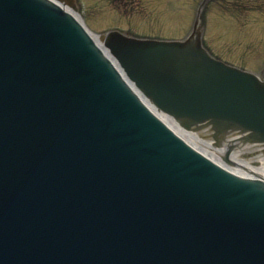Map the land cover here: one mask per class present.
<instances>
[{
	"label": "water",
	"instance_id": "water-1",
	"mask_svg": "<svg viewBox=\"0 0 264 264\" xmlns=\"http://www.w3.org/2000/svg\"><path fill=\"white\" fill-rule=\"evenodd\" d=\"M100 39L182 127L264 141V80L212 58L198 20ZM0 264H264V181L175 135L58 4L0 0Z\"/></svg>",
	"mask_w": 264,
	"mask_h": 264
},
{
	"label": "rangeland",
	"instance_id": "rangeland-1",
	"mask_svg": "<svg viewBox=\"0 0 264 264\" xmlns=\"http://www.w3.org/2000/svg\"><path fill=\"white\" fill-rule=\"evenodd\" d=\"M76 4L78 16L95 33L119 29L159 39L186 36L199 8L207 50L226 63L264 75V0H76ZM259 157H264V147L240 153L249 161Z\"/></svg>",
	"mask_w": 264,
	"mask_h": 264
},
{
	"label": "bare ground",
	"instance_id": "bare-ground-1",
	"mask_svg": "<svg viewBox=\"0 0 264 264\" xmlns=\"http://www.w3.org/2000/svg\"><path fill=\"white\" fill-rule=\"evenodd\" d=\"M62 5L63 6L65 5L66 10L74 9V7L70 6L69 3L68 4L62 3ZM153 111L176 134H178L181 138H183L185 141H187L196 149L200 150L206 156L210 157L215 162L223 166L225 165V167H227L229 170L240 175L264 178V157L261 158L259 157V159L255 158V160H251V161L240 158V153H243L244 150L246 149H250V145L249 143L242 142V140H240L238 136L226 135L224 137L223 142L226 143L225 144L226 146H232V148L236 146L242 147L230 155L229 157L230 162L229 165H227L228 163H225L221 157L223 151L222 147L216 148L213 145L212 141L204 138L203 135L197 132L183 129L180 126H178L170 116L162 112L155 111L154 109Z\"/></svg>",
	"mask_w": 264,
	"mask_h": 264
}]
</instances>
